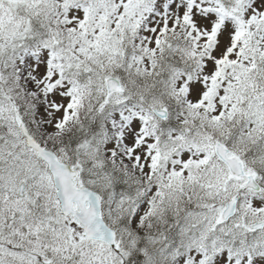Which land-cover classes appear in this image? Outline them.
Listing matches in <instances>:
<instances>
[{
	"label": "snow or ice",
	"instance_id": "obj_1",
	"mask_svg": "<svg viewBox=\"0 0 264 264\" xmlns=\"http://www.w3.org/2000/svg\"><path fill=\"white\" fill-rule=\"evenodd\" d=\"M0 264H264V0H0Z\"/></svg>",
	"mask_w": 264,
	"mask_h": 264
}]
</instances>
